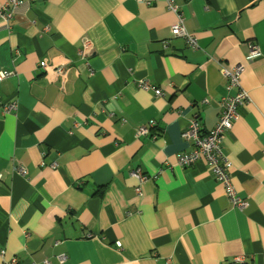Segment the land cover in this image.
<instances>
[{
	"label": "crops",
	"instance_id": "obj_1",
	"mask_svg": "<svg viewBox=\"0 0 264 264\" xmlns=\"http://www.w3.org/2000/svg\"><path fill=\"white\" fill-rule=\"evenodd\" d=\"M175 1L196 49L166 0L0 15V264H264V0ZM210 64L243 65L250 98L224 139L243 208L203 159L177 163L189 120H218L227 80Z\"/></svg>",
	"mask_w": 264,
	"mask_h": 264
},
{
	"label": "built area",
	"instance_id": "obj_2",
	"mask_svg": "<svg viewBox=\"0 0 264 264\" xmlns=\"http://www.w3.org/2000/svg\"><path fill=\"white\" fill-rule=\"evenodd\" d=\"M25 2L26 0H6L2 8H0V15L11 18L13 10L23 5ZM166 2L168 8L176 13V20L170 27L172 35L183 37L190 47L194 49L198 48V40L187 30L185 25V14L178 3L175 0H166ZM87 45L88 41L86 42V46ZM259 55L260 50L258 46L256 44L251 45V55L249 58ZM209 63L214 64L212 61H209ZM212 64H210L207 69L209 70V79L216 82L224 78L227 80L226 93L218 103V120L209 132H202L198 118L194 117L189 120L188 126L182 132V137L192 144V149L181 153L177 158V163L180 166L188 167L199 159H203L214 178L223 185L234 206L243 208L247 205V201L237 194L233 186L231 177L232 164L224 151V139L231 130L235 120L239 118V107L249 100V92L240 87V74L243 70L242 64H236L232 68H227L223 65L215 68ZM40 65L45 67L46 62L42 61ZM57 71L62 72L63 68L60 67ZM10 74V71H1L0 81ZM140 85L143 88L151 86L148 80H142ZM154 91L156 95L163 94L161 88H155ZM204 101L208 103L209 99L206 98ZM13 107L14 106L11 105L9 109ZM139 133H147V127H140ZM21 172L24 174L26 173L24 169H22ZM131 174L135 176L140 183L147 179V175L140 170H133ZM1 179L2 175L0 174V180ZM135 189L138 193L141 192L140 186H136ZM62 259H64V257ZM43 264L52 263L49 260H45Z\"/></svg>",
	"mask_w": 264,
	"mask_h": 264
}]
</instances>
